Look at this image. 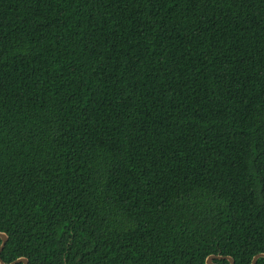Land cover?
<instances>
[{
    "label": "trees",
    "instance_id": "obj_1",
    "mask_svg": "<svg viewBox=\"0 0 264 264\" xmlns=\"http://www.w3.org/2000/svg\"><path fill=\"white\" fill-rule=\"evenodd\" d=\"M0 231L5 262L251 264L264 0H0Z\"/></svg>",
    "mask_w": 264,
    "mask_h": 264
},
{
    "label": "water",
    "instance_id": "obj_2",
    "mask_svg": "<svg viewBox=\"0 0 264 264\" xmlns=\"http://www.w3.org/2000/svg\"><path fill=\"white\" fill-rule=\"evenodd\" d=\"M0 238L2 239L0 245V264H17L19 262H22L23 264L29 263V260L26 257H19L14 261L5 262L1 256V253L9 239V236L6 232L0 231ZM260 257H264V252L255 254L254 257L252 258L251 264H257V261ZM216 259H229L231 261V264H235V259L234 257H232V255H220V254H211L207 259V264H219L215 261Z\"/></svg>",
    "mask_w": 264,
    "mask_h": 264
}]
</instances>
